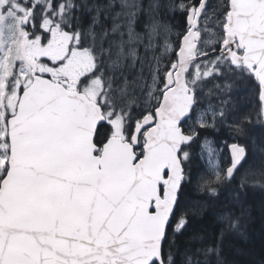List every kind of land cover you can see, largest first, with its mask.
<instances>
[{"label":"snow or ice","instance_id":"snow-or-ice-1","mask_svg":"<svg viewBox=\"0 0 264 264\" xmlns=\"http://www.w3.org/2000/svg\"><path fill=\"white\" fill-rule=\"evenodd\" d=\"M257 124L264 0H0V264H224Z\"/></svg>","mask_w":264,"mask_h":264},{"label":"trees","instance_id":"trees-1","mask_svg":"<svg viewBox=\"0 0 264 264\" xmlns=\"http://www.w3.org/2000/svg\"><path fill=\"white\" fill-rule=\"evenodd\" d=\"M250 133L259 140L264 139V133L253 127ZM259 147H264L263 141L259 143ZM257 162L259 164V160ZM246 199V206L251 211L245 225L246 236L225 240L221 254L224 264H258L264 257V187L249 188Z\"/></svg>","mask_w":264,"mask_h":264},{"label":"rangeland","instance_id":"rangeland-1","mask_svg":"<svg viewBox=\"0 0 264 264\" xmlns=\"http://www.w3.org/2000/svg\"><path fill=\"white\" fill-rule=\"evenodd\" d=\"M246 92V94H247V97L251 100V101H253L254 100V98H253V95H252V93L251 92H249V91H245ZM254 111H255V108L254 107H250V108H247L246 110H245V112L244 113H254ZM256 140H257V146L259 147V143H261L262 141L264 142V139L263 140H259V139H257L256 138ZM259 141V142H258ZM220 144H221V146H222V151L220 152V153H218V155L220 156V160H221V163L223 162V160H222V158H223V154H222V152L224 151V147H223V142L224 141H221V140H219L218 141ZM257 160H259V155L257 154ZM257 165H258V162H257ZM257 171H259V169L257 168ZM258 178V177H257ZM255 187H257V188H259L260 186H255Z\"/></svg>","mask_w":264,"mask_h":264}]
</instances>
